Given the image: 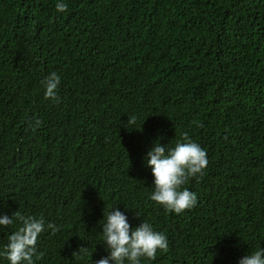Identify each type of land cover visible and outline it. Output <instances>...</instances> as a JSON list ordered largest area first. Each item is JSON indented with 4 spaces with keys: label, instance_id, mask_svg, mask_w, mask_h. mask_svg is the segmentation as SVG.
Returning <instances> with one entry per match:
<instances>
[{
    "label": "trees",
    "instance_id": "trees-1",
    "mask_svg": "<svg viewBox=\"0 0 264 264\" xmlns=\"http://www.w3.org/2000/svg\"><path fill=\"white\" fill-rule=\"evenodd\" d=\"M63 2L0 0V216L60 228L40 235L35 264L109 256L117 209L168 239L141 264H239L264 248V0ZM52 72L59 103L41 83ZM185 133L209 163L176 215L150 199L146 157ZM19 226H0V251Z\"/></svg>",
    "mask_w": 264,
    "mask_h": 264
},
{
    "label": "clouds",
    "instance_id": "clouds-1",
    "mask_svg": "<svg viewBox=\"0 0 264 264\" xmlns=\"http://www.w3.org/2000/svg\"><path fill=\"white\" fill-rule=\"evenodd\" d=\"M68 5L63 0H57L56 10L66 12ZM60 76L52 72L42 81L45 89V99L59 103L58 89ZM135 117L128 120V127L135 124ZM32 130L41 126L40 120L29 122ZM182 141L173 148H166L160 142L155 143L148 151L147 167L151 168L154 177V191L150 199L162 206L166 212L180 215L194 208L198 203L195 193L184 187L190 179L203 177L208 167L207 152L198 143L193 142L185 133ZM103 226V243L107 245L109 256L101 258L96 264H141L142 258L155 260L157 253H167L169 242L166 235L155 231L150 223L142 222L135 229L129 224L127 217L118 209L105 214ZM19 222L20 226L8 236V243L0 257L6 258L10 264H35L33 257L41 259L43 253H38L37 243L40 235L47 229L55 235L60 228L48 223L41 217L25 216L19 211L11 218L0 216V226L7 228ZM81 248L77 254L86 252ZM239 264H264V248L251 252L239 260Z\"/></svg>",
    "mask_w": 264,
    "mask_h": 264
}]
</instances>
